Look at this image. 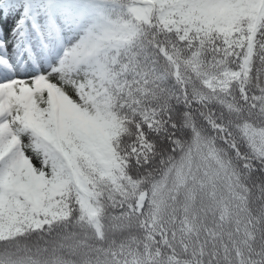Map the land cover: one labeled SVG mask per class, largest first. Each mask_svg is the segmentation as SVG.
I'll list each match as a JSON object with an SVG mask.
<instances>
[{
	"label": "snow or ice",
	"instance_id": "6c2138e0",
	"mask_svg": "<svg viewBox=\"0 0 264 264\" xmlns=\"http://www.w3.org/2000/svg\"><path fill=\"white\" fill-rule=\"evenodd\" d=\"M0 264H264V0H0Z\"/></svg>",
	"mask_w": 264,
	"mask_h": 264
}]
</instances>
